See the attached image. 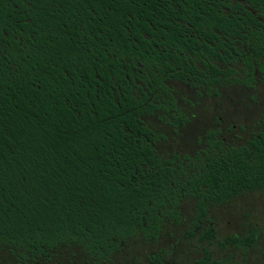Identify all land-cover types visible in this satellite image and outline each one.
I'll list each match as a JSON object with an SVG mask.
<instances>
[{
  "label": "trees",
  "instance_id": "1",
  "mask_svg": "<svg viewBox=\"0 0 264 264\" xmlns=\"http://www.w3.org/2000/svg\"><path fill=\"white\" fill-rule=\"evenodd\" d=\"M259 59L264 0H0V249L25 264L77 246L106 263L179 225L185 199L196 226L264 191V133L236 147L211 129L194 155L161 158L166 138L144 122L160 113L176 133L170 82L253 89Z\"/></svg>",
  "mask_w": 264,
  "mask_h": 264
},
{
  "label": "rangeland",
  "instance_id": "2",
  "mask_svg": "<svg viewBox=\"0 0 264 264\" xmlns=\"http://www.w3.org/2000/svg\"><path fill=\"white\" fill-rule=\"evenodd\" d=\"M264 64V61H263ZM176 103L187 118L184 127L175 133L159 121L162 114L144 118L154 132L165 136L166 141L156 145V153L165 158L174 153L194 155L200 148L198 140L211 129L221 131V138L230 145H243L252 135L264 133V74L257 73L253 89L227 86L218 90V97H208L203 92L180 83L170 82ZM195 200L185 199L180 207V225L163 228L156 244H145L141 239L125 243L109 264H147V257L163 252L166 264H193L201 256L198 236L210 231L215 240L229 235H242L253 229L259 239L257 248L249 256L251 264H264V191L241 195L221 207H209L199 229L191 225ZM196 237L189 241L187 234ZM207 244H205L206 246ZM199 250V251H198ZM215 258L221 255L217 247L209 248ZM0 264H24L7 250L0 249ZM25 264H96L77 246L61 248L51 253L48 260Z\"/></svg>",
  "mask_w": 264,
  "mask_h": 264
},
{
  "label": "flooded vegetation",
  "instance_id": "3",
  "mask_svg": "<svg viewBox=\"0 0 264 264\" xmlns=\"http://www.w3.org/2000/svg\"><path fill=\"white\" fill-rule=\"evenodd\" d=\"M263 61H264V59H259L258 60V62L261 63L264 66ZM257 73L264 74L261 71H258L257 68H256L255 76H256ZM221 206H223V205H221ZM210 207H215V206H210ZM208 209H209V207H208ZM208 209H207V212H208ZM207 212H206V215H207ZM206 215H205V217H206ZM194 216H195V208H194ZM194 216H193V220H192L191 225L194 227V229L197 230V229H199L200 225L203 223L205 217L203 219H201L200 221H198L196 226H194L193 225ZM167 225H175V224H167ZM207 233H209V234H207ZM250 233H253L254 235L251 236ZM160 235L157 237V239L155 241H151V242H145L140 237H137L135 239L139 238L147 245L156 244L158 242V240H159ZM186 236L188 237L189 241H191L192 238L196 237V235L194 233L187 234ZM261 237H262V235H258L257 234V230L253 229V230L248 231L245 234H242V235H239V236L229 235V236L223 237L220 240H215L214 235L212 234V232L205 231V232L202 233L201 236H198V239H197L198 242L200 244H203V245L200 248L201 256L198 259L194 260L193 264H251L250 261H249V256L254 252V249L257 248L259 239ZM229 238L240 239L239 241L245 242L247 246L245 248L242 245L239 246L238 244H237L238 247L233 246L231 242L227 241V239H229ZM131 240H133V239H131ZM128 241H130V240H128ZM127 242H125V243H127ZM125 243H121V245H120L121 249H122V247H123V245ZM205 244H207V245L205 246ZM214 246L217 247V250L219 251V254L221 255L220 258H215L213 256V253L209 251V248H211V247L214 248ZM118 253L112 254L111 257L109 258V260L106 263L98 262L97 260L91 258L87 253L86 254L96 264H109L111 259ZM147 264H166V262L163 260V252H156V253H153L150 256H148L147 257Z\"/></svg>",
  "mask_w": 264,
  "mask_h": 264
}]
</instances>
